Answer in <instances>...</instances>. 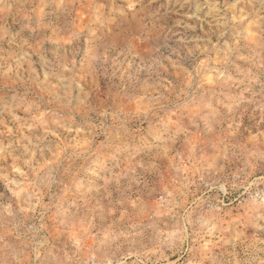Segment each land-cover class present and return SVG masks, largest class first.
<instances>
[{
  "label": "rangeland",
  "instance_id": "obj_1",
  "mask_svg": "<svg viewBox=\"0 0 264 264\" xmlns=\"http://www.w3.org/2000/svg\"><path fill=\"white\" fill-rule=\"evenodd\" d=\"M0 264H264V0H0Z\"/></svg>",
  "mask_w": 264,
  "mask_h": 264
}]
</instances>
